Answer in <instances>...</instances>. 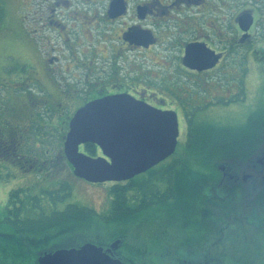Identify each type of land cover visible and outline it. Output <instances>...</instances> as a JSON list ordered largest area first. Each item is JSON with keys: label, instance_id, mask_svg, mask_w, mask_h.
<instances>
[{"label": "flooded vegetation", "instance_id": "1", "mask_svg": "<svg viewBox=\"0 0 264 264\" xmlns=\"http://www.w3.org/2000/svg\"><path fill=\"white\" fill-rule=\"evenodd\" d=\"M20 1L18 27L0 28V43H4L0 46L4 50V62L0 64V105L3 106L0 108V167L9 166L7 162L21 163V167L29 164L26 169L33 170L34 174L44 165L56 166L59 170L62 147L59 155L56 152L43 160H40L42 156L30 158L22 152L32 125L48 128L45 133L49 136L54 131L60 140L57 144L62 145L76 111L90 101L109 95L129 94L154 107L175 110L179 122L187 128V140L192 111L199 109L200 113L202 110L205 117L208 113L238 112L241 107L231 97L237 92L247 94L248 80L264 73V0ZM1 2L5 5L1 15L6 18L11 12L9 0H0V5ZM31 19L39 26L27 27ZM92 29L96 34L93 35ZM30 33L34 35L31 37ZM18 34L26 42L30 41L40 65L21 52H10L8 40ZM88 35L90 39L86 38ZM85 42L90 43L86 51L83 50ZM192 44L213 50L219 54V60L214 66L201 70L185 64L186 47ZM157 48L165 50H161L163 59L154 60L156 71L150 75L141 73L134 64L126 66L128 50L144 52ZM175 48L179 49L177 55ZM82 54L102 55L109 60L106 76L92 78L96 58L88 55L85 59ZM12 56L25 61V73L9 72L7 58ZM120 61L123 64L119 68ZM222 75L224 82L217 79ZM216 98L221 99L219 103L200 106ZM36 110L44 117H35ZM250 113L235 123H245ZM95 146L97 155H104L101 148ZM184 155L195 156L193 153ZM29 161L31 163H27ZM256 161L261 168L256 169L258 164L254 162L252 169L264 180V158ZM221 171L223 179L244 183L253 174L250 170L239 175ZM246 173L251 176L245 180ZM53 176L64 181L59 172ZM252 203L247 202L249 209ZM195 209L197 214L190 215L188 220L170 217L172 242L170 247L166 245L167 253L176 256L175 264H223L221 200L201 199L195 203ZM210 212L214 216L207 215ZM110 244L104 246L105 249ZM112 253L118 257V249Z\"/></svg>", "mask_w": 264, "mask_h": 264}, {"label": "trees", "instance_id": "2", "mask_svg": "<svg viewBox=\"0 0 264 264\" xmlns=\"http://www.w3.org/2000/svg\"><path fill=\"white\" fill-rule=\"evenodd\" d=\"M198 112L195 109L189 118L183 155L163 165L160 162L129 180L112 182L107 213L74 202L59 209L57 205L73 193L66 181L38 193L23 187L11 190L8 214L0 221L9 228L0 231V264H38L40 252L89 242L86 233L91 230L95 237L90 242L99 245L107 246L120 238L117 256L128 264H155L153 260L138 262L120 252L131 233L140 236L147 232L137 224L141 215L161 209L167 217L188 220L190 215L197 214L195 203L201 199L222 202V246L227 241L229 244L222 248V263L256 264L264 254V180L252 169V163L264 157V111L251 112L245 123L208 121L196 118ZM84 148L88 154L97 155L94 143H87ZM185 153L195 155V164ZM222 165L226 174L239 175L250 170L252 178L247 183L223 179ZM259 168L260 164L256 166ZM247 202H253L252 209ZM167 224L170 222L158 223L161 229ZM145 237L147 246L149 238L154 244L162 243V235ZM171 242L168 232L164 247ZM229 256H233V263L226 260ZM172 258V264L177 263L176 256Z\"/></svg>", "mask_w": 264, "mask_h": 264}, {"label": "water", "instance_id": "3", "mask_svg": "<svg viewBox=\"0 0 264 264\" xmlns=\"http://www.w3.org/2000/svg\"><path fill=\"white\" fill-rule=\"evenodd\" d=\"M219 58L213 50L192 44L186 47L184 61L201 70L214 66ZM179 134L175 110L154 107L129 94L109 95L76 111L64 152L77 176L91 182H119L148 171L174 154ZM88 142L98 145L104 155L92 156L80 150ZM221 169L226 168L222 165ZM250 176L246 173L244 179ZM120 245L121 239L114 240L107 249L86 242L42 251L37 260L38 264H127L112 253Z\"/></svg>", "mask_w": 264, "mask_h": 264}, {"label": "rangeland", "instance_id": "4", "mask_svg": "<svg viewBox=\"0 0 264 264\" xmlns=\"http://www.w3.org/2000/svg\"><path fill=\"white\" fill-rule=\"evenodd\" d=\"M22 1L20 0H9V9L11 12L10 14L5 18V16L1 15V9L5 8V5L3 2H1V8H0V28L5 29L7 27H13L17 28V19H19V14H17V9L20 6V3ZM14 13V15H13ZM23 13V12H21ZM28 15L29 13L26 12ZM32 18V12L31 16ZM5 19V20H4ZM15 20V21H14ZM30 25H27V27H36L39 26V23H35L33 19H31ZM36 25V26H35ZM37 26V27H38ZM93 35L96 34L94 32V29H92ZM19 35V36H18ZM14 35L11 37L8 42H10L11 45V51L13 53L21 52L22 55H25L31 59L32 62H35L36 65H40L38 63L37 58H35V52L33 51V48L30 41H25L23 36L21 34ZM30 33V36L32 37ZM85 37L81 36V39H84ZM86 38L90 39L91 36L88 35ZM97 38V37H96ZM4 43H0V46ZM90 43L85 42V46L83 50L86 51V48H89ZM100 46V47H99ZM99 48H102V45H99ZM20 50V51H19ZM162 51H165L161 48ZM160 48L153 49L152 51H140V50H128L126 52L127 56V62L126 66L129 67L130 64H134L136 68L140 70L141 73L146 72L149 75L151 72H155V65L153 64L154 60L161 61L163 59V54L161 52ZM3 48L0 47V64L4 62V58L2 55ZM179 49H174V54L177 55ZM165 53V52H164ZM170 55V52L167 53ZM83 55V54H82ZM88 55L94 59L93 66L95 67V75L92 78H103L106 76V72L109 68L108 61L106 59H103L102 55L96 56L95 54H84L83 56L85 59L88 58ZM165 55V54H164ZM7 64L8 68H10V71L13 70L14 72L22 71L25 73V65L24 60L15 58V57H9L7 58ZM122 61L119 62L118 67H122ZM37 65V66H38ZM92 66V67H93ZM177 66L175 62V67ZM41 68V67H39ZM176 69V68H175ZM178 70L175 71V73ZM264 73L256 74L250 80H248V89L247 94L242 92H237L235 95L231 97L233 99V102H237L240 105L241 109L238 112H230V111H223V112H216V113H208L206 117L203 115L202 110L200 113L198 112L196 115V118H204L208 120L213 121H221L224 123L227 122H239L244 120L246 117L245 115L247 113L257 111V110H263L264 111ZM178 75L176 74V77ZM217 78V77H216ZM221 82L226 81L224 76H218V78ZM80 88H83V85H79ZM194 92V91H193ZM201 92V91H199ZM0 95H2V92L0 91ZM221 100L219 98L212 99V101H204L202 102L201 107H206L210 104H216L219 103L218 101ZM3 106L0 105V108ZM233 113H239V114H233ZM42 116L44 117V114L40 112V110L35 111V117ZM32 125L30 129V134L28 141L24 148L22 149V152L26 155H30V158H33L34 156H42L40 160L45 159L44 157L49 159L50 155H53L54 153L58 152L57 155H59V149L62 147L63 154L58 157V161L61 164L60 169L57 170L56 166H49L44 165V168L39 171V173L34 174L33 170L26 169L28 165L25 164L21 167V163H18L16 165H11L10 163H7L9 166H3L0 167V221H4V218L8 214V207H9V196L11 190L15 188H28L31 189L32 192L38 193L43 188H52L58 185V183L61 180H57L58 177L53 176L54 174H57L59 172V175H61L62 179L64 181L68 182L72 186V196H70L66 201L61 202L57 205L59 209L64 208L69 202L78 203L80 205H86L89 207L94 208L95 210L104 213L108 212L111 206V194H110V186L112 185V182H104V183H92L88 180L84 181L81 178L75 176L72 171V167L70 166V163L65 155L64 152V143L62 145H58L57 143L60 142L58 136H56L55 132L52 131L51 135L49 136L46 131L48 128H41V126L33 127ZM180 127V134L178 137V145L177 149L174 153V155L168 157L166 160L162 161L160 165L165 164L169 162L170 159L183 155L182 153L185 152V142H186V131L187 128L185 125L182 124V122H179ZM45 130V131H44ZM42 131V132H41ZM40 134L37 136V134ZM66 139V137H65ZM64 139V142H65ZM51 141V142H50ZM81 150H84V147H80ZM189 159L192 160V164H195V160L192 156H187ZM31 163V161L27 162ZM50 165V163H48ZM36 167L37 165L34 164ZM38 167V166H37ZM57 170V171H56ZM49 171H53L52 173H49ZM56 171V172H55ZM54 173V174H53ZM143 177V176H141ZM41 182V183H40ZM152 214V215H149ZM148 215H141L140 222L137 224L140 226V228H146V233L138 236L136 233H131L128 240V244L121 247L120 252L123 253V255L130 257L132 259H137L138 262H141L142 260H153L155 264H172L173 258L172 255L167 253L166 247L164 245L167 243V236L168 232L170 231V225L167 224L165 228L161 229V226L158 225L159 222L168 223L169 217L167 215L163 214L161 209L153 210ZM6 224L4 222L0 223V231H4L6 228ZM6 230H9L7 227ZM88 239L90 241L95 237L94 231L91 230L87 232ZM104 237H107L106 234H102ZM146 235H152V236H161L162 235V243L154 244V242H150V239H147V243L149 246L145 245ZM89 241V242H90ZM93 243H96L92 241ZM86 243V242H84ZM83 243V244H84ZM226 245V247H229L228 241L222 246V248ZM77 246V245H75ZM147 249L145 251H138ZM183 257V256H182ZM229 263H233V256H229L226 259ZM256 264H264V254L262 255L261 259L257 261Z\"/></svg>", "mask_w": 264, "mask_h": 264}]
</instances>
